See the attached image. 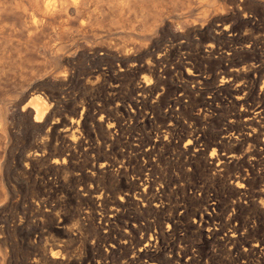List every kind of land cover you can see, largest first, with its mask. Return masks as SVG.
<instances>
[{
    "label": "rangeland",
    "instance_id": "rangeland-1",
    "mask_svg": "<svg viewBox=\"0 0 264 264\" xmlns=\"http://www.w3.org/2000/svg\"><path fill=\"white\" fill-rule=\"evenodd\" d=\"M18 1L0 264H264V0H110L95 28L32 36Z\"/></svg>",
    "mask_w": 264,
    "mask_h": 264
},
{
    "label": "bare ground",
    "instance_id": "bare-ground-1",
    "mask_svg": "<svg viewBox=\"0 0 264 264\" xmlns=\"http://www.w3.org/2000/svg\"><path fill=\"white\" fill-rule=\"evenodd\" d=\"M109 1L110 0H33L30 3H26L24 0H19L17 2V7L27 15L28 18L25 27L29 33H31L29 36H32L35 32L44 29L50 21H54L53 26L58 33L71 32L74 27L81 31L95 28L96 25H100L101 20L104 19L103 17L106 15L105 7ZM211 1L212 0H210V2ZM124 4L138 6L139 2L137 0H119V5L122 8ZM2 10L3 5L0 2V15ZM46 27L48 28L49 26ZM44 30L42 31L44 32ZM29 96V98L27 97L28 100H26V103L22 106V109L31 106L34 111V120L40 121L49 111L51 102L40 92H34ZM262 140L264 142V136Z\"/></svg>",
    "mask_w": 264,
    "mask_h": 264
}]
</instances>
